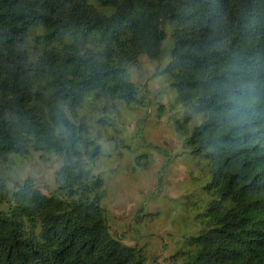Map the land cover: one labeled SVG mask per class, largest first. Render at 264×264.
I'll return each instance as SVG.
<instances>
[{"label":"trees","instance_id":"obj_1","mask_svg":"<svg viewBox=\"0 0 264 264\" xmlns=\"http://www.w3.org/2000/svg\"><path fill=\"white\" fill-rule=\"evenodd\" d=\"M165 23L164 71L203 114L185 141L208 160L213 196L181 264H264V0H0V158L58 144L47 97L62 107L71 149L87 132L84 100H136L128 68L160 56ZM34 27L45 47L33 58L21 42ZM16 187L0 210V264H149L109 232L97 194L48 196L30 176Z\"/></svg>","mask_w":264,"mask_h":264},{"label":"rangeland","instance_id":"obj_2","mask_svg":"<svg viewBox=\"0 0 264 264\" xmlns=\"http://www.w3.org/2000/svg\"><path fill=\"white\" fill-rule=\"evenodd\" d=\"M165 27L160 56L141 54L128 68L136 100H84L79 115L87 132L76 149L68 145L60 103L47 97L42 108L58 144L0 158V210L13 204V191L27 176L48 196L97 194L113 236L140 247L149 264H181L194 247L189 238L207 225L213 196L204 188L210 179L208 160L191 154L185 141L203 114L178 100L164 71L172 45L171 25ZM40 32L34 27L22 38L21 49L30 57L45 47ZM94 37L88 46L95 45ZM37 86L48 93L43 81ZM91 139L100 146L92 162Z\"/></svg>","mask_w":264,"mask_h":264}]
</instances>
